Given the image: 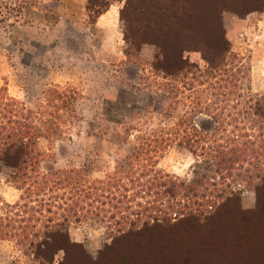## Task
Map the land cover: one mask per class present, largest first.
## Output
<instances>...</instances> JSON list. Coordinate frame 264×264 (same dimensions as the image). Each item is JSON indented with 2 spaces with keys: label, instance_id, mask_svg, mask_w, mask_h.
I'll list each match as a JSON object with an SVG mask.
<instances>
[{
  "label": "rangeland",
  "instance_id": "374dc122",
  "mask_svg": "<svg viewBox=\"0 0 264 264\" xmlns=\"http://www.w3.org/2000/svg\"><path fill=\"white\" fill-rule=\"evenodd\" d=\"M177 2L185 11L186 30L181 34L184 58L206 70L204 54L193 49L200 38L206 37L207 18L216 17L229 47L218 73L227 80V87L243 88L245 97L264 96V7L255 8L260 1ZM89 3L90 0H0V128L7 127L6 110L13 108L4 97L16 101L19 108H39L41 113L45 109L44 122L49 127L59 125V130L55 129L49 142L38 141L41 173L88 162L95 167L93 178L109 175L118 155L108 140L114 137L123 141L128 125L146 123L147 131L155 125L162 126L165 122L161 112L173 101L158 91L156 84L163 81L151 69L158 53L154 45L157 33L133 29L128 33L124 17L133 22L140 15L129 9L122 16L126 0H111L109 11L97 25V19L90 18ZM134 3L142 6L145 2ZM176 40H169L171 54ZM205 55L216 63L212 50L205 49ZM184 82L186 88L192 83L190 78ZM52 90L74 99L73 108L56 112L54 105L58 103L46 97ZM195 92H184L177 110L171 113L172 119L188 110ZM245 125V131H231L252 136L259 132L262 144L264 123ZM0 133L4 135L5 131L0 129ZM134 135L137 134L130 137L131 141ZM247 140L255 142L253 138ZM244 165L241 178L233 176L219 186L221 189L228 185L233 196L211 210L208 221L200 226L182 221L168 228L149 227L135 239H114L104 225H72L68 229L70 239L80 244L84 253H71L67 259L59 253L54 264H264V184L256 189L248 186L244 171L253 170L256 164ZM193 167V156L176 148L168 150L159 163L164 172L182 179L192 178ZM12 174L0 163V217L11 216L13 210L8 205L20 203L22 192L10 183ZM20 211L25 218L51 217L38 204ZM0 264L35 263L22 248L0 239Z\"/></svg>",
  "mask_w": 264,
  "mask_h": 264
},
{
  "label": "trees",
  "instance_id": "16d2710c",
  "mask_svg": "<svg viewBox=\"0 0 264 264\" xmlns=\"http://www.w3.org/2000/svg\"><path fill=\"white\" fill-rule=\"evenodd\" d=\"M110 1L90 0V18L98 19L107 12ZM134 1L126 0L122 10V16L129 9L140 15L133 22L124 17L127 31L157 33L154 45L158 53L151 69L163 81L156 82L158 91L173 101L161 112L165 122L162 126L155 125L147 131L146 123L128 125L123 141L114 137L108 140L118 155L109 175L93 178L95 167L88 162L75 168L39 172L42 152L37 149L38 141L54 137L59 125L47 126L44 108V113L39 108L37 111L19 108L16 101L4 97L13 108L6 110L7 127L0 128L5 131L4 135L0 133V163L12 170L10 183L22 195L20 203L8 205L13 210L11 216L0 217V239L22 248L35 264H54L59 253L66 259L71 253H84L83 247L70 239L68 229L72 225H104L114 239H135L149 227L168 228L182 221L200 226L208 221L211 210L233 196L228 185L221 189L219 186L233 176L241 178L244 164H256L253 170L244 171V182L253 189L264 184V169H261L264 141L259 144L262 135L231 131V128L245 131L246 122L256 126L264 123V96L245 97L243 88L235 86L238 90L234 91L227 87V80L218 73L229 53L218 18H207L206 37L200 38L193 49L204 54L208 67L202 70L184 58L186 49L181 34L186 30L185 11L177 0H142L145 2L142 6ZM258 1L255 8L261 10L264 0ZM196 32L201 34L199 30ZM172 38L177 39L174 42L177 45L171 54ZM205 49L212 50L215 64L208 61ZM189 78L192 83L186 88L184 80ZM186 90L196 91L193 101L183 115L172 119L171 113L177 110ZM46 97L47 101L58 103L54 105L56 112L70 110L75 103L59 90L49 91ZM133 134L137 135L131 141ZM250 138L255 142L247 140ZM172 148L193 156L191 179L179 178L159 168L160 159ZM121 150L122 154L118 152ZM33 204L43 206L51 217H23L19 209Z\"/></svg>",
  "mask_w": 264,
  "mask_h": 264
},
{
  "label": "crops",
  "instance_id": "0c3cea01",
  "mask_svg": "<svg viewBox=\"0 0 264 264\" xmlns=\"http://www.w3.org/2000/svg\"><path fill=\"white\" fill-rule=\"evenodd\" d=\"M108 11H109V9H108ZM108 11H107V12H108ZM107 12H105L104 14H102V15H101V16L95 21V24H96V25L98 24L100 18H101L103 15H105Z\"/></svg>",
  "mask_w": 264,
  "mask_h": 264
}]
</instances>
